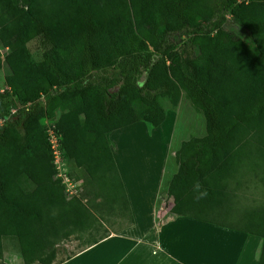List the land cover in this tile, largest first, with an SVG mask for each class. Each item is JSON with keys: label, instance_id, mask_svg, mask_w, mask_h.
<instances>
[{"label": "trees", "instance_id": "16d2710c", "mask_svg": "<svg viewBox=\"0 0 264 264\" xmlns=\"http://www.w3.org/2000/svg\"><path fill=\"white\" fill-rule=\"evenodd\" d=\"M127 3L118 19L92 0H0L9 69L0 92V264L5 239L23 264H54L71 238L83 248L107 238V218L127 221L113 233L133 225L110 135L136 123L158 128L182 93L205 135L174 153L170 213L260 237L264 264V205L236 224L222 210L244 182L264 188V0ZM34 37L46 46L39 63L26 49ZM46 117L62 136L69 176L82 181L79 197L68 199L55 178Z\"/></svg>", "mask_w": 264, "mask_h": 264}, {"label": "rangeland", "instance_id": "374dc122", "mask_svg": "<svg viewBox=\"0 0 264 264\" xmlns=\"http://www.w3.org/2000/svg\"><path fill=\"white\" fill-rule=\"evenodd\" d=\"M93 1H95L101 9H105V11L111 9V7L119 11L120 8H118V5L121 4L122 11L116 14L118 19L124 18L129 13L127 0ZM226 28L238 37L244 36V31L239 29L236 25L227 23ZM40 43V37H34L26 44V49L35 63L40 62L43 47H46ZM7 52L8 49H4L0 45V57L2 60L0 67V92L8 89L6 77L9 74V69L4 62V57ZM161 104L165 108L170 107L164 100H161ZM169 111L175 116L174 135L171 140L170 158L164 166L162 162L163 151L160 150L159 141L157 139V129L144 123H136L132 126L117 130L110 135L111 147L115 152L118 166L122 168L123 173H126L127 181L138 198L139 203L135 207H137V212L140 216H145V207H154L151 197H154L155 192L160 189L161 192L156 215V224L158 226L161 225V222L163 224V222L166 223L167 221L179 218L170 213L171 201L166 196L167 182L177 170L174 156L175 151L179 149L183 141L192 137H202L205 135V120L203 115L193 108L183 93L181 94L178 107L173 111ZM56 117H58V113L55 114L54 118ZM54 118L51 119L46 117L42 122L44 125H47L48 123L55 122ZM73 173L74 175L82 177V170H75ZM235 191L236 194H234L232 200L234 207L222 208L223 211L228 212L227 220L224 221L230 224H236L239 220L243 221V215L250 214L252 211L261 208L259 206L264 205V188L256 181L244 182L243 187ZM146 196L149 199L146 201L147 204L145 203ZM107 219L108 222L104 224V227L107 229L108 235L127 224L125 219ZM246 235V239H248L245 252L247 259L246 264H251L255 243L262 241V239L257 236ZM3 246L1 264H8L5 258L16 256V243L10 239H5L3 240ZM81 246V241H77L74 238L60 244L55 263L69 259L70 254H73L78 249H83ZM129 248L128 246V248L123 251L121 256H124V258L121 257L122 259L119 264H142L141 261L134 262L135 257L139 253L138 249L135 247L132 249ZM14 260L16 259L14 258ZM15 264H23L21 258L20 260L18 259V263L16 262Z\"/></svg>", "mask_w": 264, "mask_h": 264}, {"label": "crops", "instance_id": "0c3cea01", "mask_svg": "<svg viewBox=\"0 0 264 264\" xmlns=\"http://www.w3.org/2000/svg\"><path fill=\"white\" fill-rule=\"evenodd\" d=\"M101 10L109 16L118 17L114 10ZM174 122V114L167 111L164 122L155 128L159 148L163 151V166L170 158ZM112 154L128 199L133 225L111 233L96 245L78 249L70 254L69 259L55 264H119L128 246L129 249H138L134 262L141 261L142 264H246L248 239L244 233L184 217L161 222L158 226L156 215L160 189L151 197L154 207H145V216H140L135 207L139 203L138 198L127 181L126 173L119 168L113 148ZM147 200L146 196V204ZM260 246L261 241L255 243L251 264H257ZM15 254L18 263L20 256L17 252Z\"/></svg>", "mask_w": 264, "mask_h": 264}, {"label": "built area", "instance_id": "2783aa9c", "mask_svg": "<svg viewBox=\"0 0 264 264\" xmlns=\"http://www.w3.org/2000/svg\"><path fill=\"white\" fill-rule=\"evenodd\" d=\"M14 112L15 110H11V113ZM0 124H3V120H0ZM46 134L47 141L53 156V165L56 170L55 178L60 181V183L64 186V192L68 199L73 197H79L82 187V181H73L69 176L68 163L65 160L61 150L62 136L56 131L54 122L48 123L46 125ZM14 258L15 257L5 258V260L6 262H8V264L9 262L10 264H15L16 260H14Z\"/></svg>", "mask_w": 264, "mask_h": 264}]
</instances>
